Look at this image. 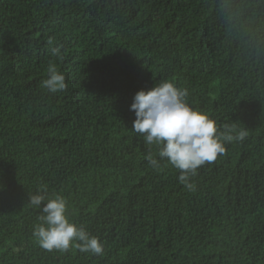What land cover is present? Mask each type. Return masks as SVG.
Returning <instances> with one entry per match:
<instances>
[{
	"label": "trees",
	"instance_id": "trees-1",
	"mask_svg": "<svg viewBox=\"0 0 264 264\" xmlns=\"http://www.w3.org/2000/svg\"><path fill=\"white\" fill-rule=\"evenodd\" d=\"M163 81L248 133L192 190L132 131ZM41 187L102 255L39 245ZM0 264H264V0H0Z\"/></svg>",
	"mask_w": 264,
	"mask_h": 264
},
{
	"label": "clouds",
	"instance_id": "clouds-1",
	"mask_svg": "<svg viewBox=\"0 0 264 264\" xmlns=\"http://www.w3.org/2000/svg\"><path fill=\"white\" fill-rule=\"evenodd\" d=\"M58 54L59 49H53V55ZM42 86L50 93L67 88L65 76L55 64L48 65L47 78L42 81ZM187 96V89L163 81L147 90H138L129 109L135 115L132 131L143 135L148 145H155L158 149L159 159L150 152L146 156L147 162L158 168L159 160L167 159L180 170L178 181L192 190L193 184L189 181L196 175V170L224 154L226 142L242 141L248 133L240 130L233 134L235 129L229 125H224L220 131L215 120L189 106ZM28 199L41 212L40 223L33 234L43 249L65 251L74 246L81 252L103 254V244L97 237L90 235L84 226L69 221L65 198L59 195L48 198L46 190L41 187Z\"/></svg>",
	"mask_w": 264,
	"mask_h": 264
}]
</instances>
